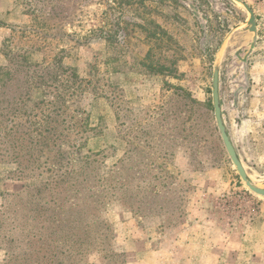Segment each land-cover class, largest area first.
I'll return each mask as SVG.
<instances>
[{
  "label": "rangeland",
  "instance_id": "1",
  "mask_svg": "<svg viewBox=\"0 0 264 264\" xmlns=\"http://www.w3.org/2000/svg\"><path fill=\"white\" fill-rule=\"evenodd\" d=\"M36 1L0 0V68L10 69L0 70V264H6V250L21 248L4 235H22L26 229L16 225L31 221V208L37 207L33 194H15L71 180L72 167L89 159L97 177L113 174L117 186L111 198L95 211L98 216L88 215L96 197L83 178H77L82 185L73 195L70 182L57 186L55 200L47 194L51 209L33 218L35 252L40 245H61L53 218L58 212L60 219L68 218L71 199H82V215L73 213L72 223H62L81 232L77 250L63 248L71 251L67 264H264V257L240 255L243 244L252 250L258 216L264 222V197L237 173L213 105L219 49L238 27L222 58L220 94L242 162L264 187V0H244L257 19L253 49L254 33L245 25L250 15L232 0ZM110 33L117 36V49L106 40ZM17 55L40 65L25 67L27 62L13 58ZM58 58L76 70L82 87L73 96L67 92L72 105L59 109V125L33 148L18 129L13 137L12 113L26 125L24 110L45 122L63 71L54 68ZM36 73L39 90L23 84ZM70 114L78 118L69 129ZM85 117L88 127L81 124ZM82 133L88 139L75 151L73 137Z\"/></svg>",
  "mask_w": 264,
  "mask_h": 264
},
{
  "label": "trees",
  "instance_id": "2",
  "mask_svg": "<svg viewBox=\"0 0 264 264\" xmlns=\"http://www.w3.org/2000/svg\"><path fill=\"white\" fill-rule=\"evenodd\" d=\"M44 0H37L36 2H42ZM129 3L130 0H122L121 3ZM139 3V2H138ZM27 6H29V10H36L35 7H33L32 4L26 3ZM31 5V6H30ZM115 33H110L107 37L106 40L108 41L109 45L112 46L114 49H117V45L115 44L118 40L116 39L117 36L114 35ZM121 50H123L121 48ZM15 57L18 59L17 61H25L26 66H33V65H40V63H29L28 58H24V57H20L19 56H14L13 58L15 59ZM19 63V65H22V63ZM140 64L142 66H145V63L143 61H140ZM54 68H62L63 71L59 74V76H61V79H57V81L59 82L58 85H56L57 87V91L56 93L53 95L55 99V101H51L52 106L54 105V111L49 112L47 119H45L43 121L39 120L36 121L33 119V115H37L34 114L31 111H26L24 110V113L28 116V125L24 124V123H19L16 120V116L14 115L16 114L15 111H13V117H11V130H13V128H16V130H14L13 133V137L16 138V131L17 129L19 131H21L20 135H23V139H27L29 140L31 146L33 148H35L37 146V144H40L41 142V136L44 135V137L46 139H49V135H47L48 133H51L52 130H54L55 128H57V126L59 125L60 121H59V109L61 107H64L65 109L67 108V111L69 109V107L72 105L71 103H68L69 101L67 99H65L66 95H68V91H70V95L73 96L74 94H76V92L78 90H80V87H82V84L77 85V81L80 78L78 73L76 72V70L70 66H66L64 64V61H62V58H58L56 59V62L54 64ZM161 68V66L159 67ZM0 70H10L8 67H1ZM158 72L161 69H156ZM33 72H37L36 69H33ZM8 75L10 77V79L16 80V77L14 76V72L8 71ZM38 74H31L30 77L26 78L23 81V84H29V87H31V89L36 88L37 90L40 89V85H38L39 83L36 82L34 80L35 77H37ZM39 79H41L39 82L41 84V82L44 80V78L42 76L38 77ZM43 79V80H42ZM1 80V79H0ZM3 86L4 83H1ZM73 90V91H72ZM72 91V92H71ZM50 92V91H49ZM51 94V92H50ZM28 96V95H27ZM58 98V99H57ZM42 102H45V99L41 100ZM70 105V106H69ZM75 112V111H73ZM37 117V116H36ZM78 117H76L75 115H71L70 114V118L67 119L68 120V128H73L75 127V122L74 119H77ZM87 120H89L88 117H85V120L81 119V124L85 125L88 127L87 124ZM1 123V121H0ZM84 132V131H83ZM86 132V131H85ZM53 135H55V133H53ZM85 133H82V135H75L73 137V141L74 144L71 147H74L75 151L80 150L81 146H84V142L86 141V139H88L86 137ZM58 138V137H57ZM74 152V151H72ZM90 158V157H88ZM92 161L89 160H83L77 167H72L70 175H71V180L69 179H60L59 181L54 182H46L43 183L41 186H39L36 190L33 189H29V190H24L22 192H19L18 194H15V197L18 196H24L27 194H33V200L32 203H34L37 207H32L31 209L34 210V214L35 216L33 217V214L31 215V221L29 222H20L18 225H16V227L20 226V227H24L26 229L22 230V235H19L18 238L13 239L8 235H4L5 237L10 238L11 241L16 242L19 241L20 242V249L16 250V251H9L6 250V254H7V258H6V264H67L65 262H67V257L68 254L71 251L68 250H64L63 248L65 246H68L71 249L77 250L80 246H81V232H76L79 228H71V227H67L62 223L68 222V223H72V218L74 217L73 213H76L78 215H82V199H78L76 202L72 201L73 199H71V204L67 209H68V213H69V217L65 218V219H60L58 214L56 217L57 218H53V222L57 223V225L53 226V230L55 235L59 234V239L57 240V244H61V245H57L54 246L53 249H50L48 246L46 247V245H40L39 249L37 252H35V246H34V242H35V235L34 237H31L32 235V227L34 225V220L36 221L41 214V210L42 209H46V210H50L51 207L48 206V197L47 194H49L52 198V200H55L53 193H54V189L59 186L62 183L65 182H70V191L71 194L72 192H79L80 191V185H82L77 178H83V181H85L84 183V188L86 189L87 187H89V192H92V197H96V199L91 200L90 204L93 207L92 211H90V213H87L88 215H96L95 211H100V209L98 207L101 208V206L105 205V199L106 198H111V189L116 188V181L115 183L113 182V174L109 173L106 176H103L100 174L99 177H97V171L92 168L91 166ZM90 173H96L95 175L91 176ZM89 177H92L91 179H89ZM74 180V181H73ZM123 181V182H122ZM120 183H128L125 179H121ZM54 185V186H51ZM49 187V190H48ZM46 193V194H44ZM73 195V194H72ZM112 196H117V192L113 193ZM103 203H100V200H103ZM119 200H122V202H124V204H133V199L131 197H128V195H119ZM69 202L66 201L65 205ZM83 202V201H82ZM31 203V205L33 206V204ZM131 207V205H130ZM138 211L140 213H143L142 209H140V205L137 207ZM145 214V213H144ZM27 215V214H26ZM24 215L23 217L26 218ZM98 216V215H96ZM100 220V219H99ZM98 221V223H102L105 227V230H109V226L108 224H106V222L104 220H101V222ZM105 239H107L108 237V233L103 235ZM17 240V241H16ZM70 242V243H69ZM78 246V247H74ZM71 246V247H70ZM58 247H61V250L58 249ZM89 247V246H86ZM43 252L44 255H42V258H40V253ZM112 257H117L119 255H117L115 252H111L110 253ZM49 255V256H47ZM70 256H73V254H70ZM61 258V259H59ZM59 259V260H58ZM110 264V263H107Z\"/></svg>",
  "mask_w": 264,
  "mask_h": 264
},
{
  "label": "water",
  "instance_id": "3",
  "mask_svg": "<svg viewBox=\"0 0 264 264\" xmlns=\"http://www.w3.org/2000/svg\"><path fill=\"white\" fill-rule=\"evenodd\" d=\"M236 3H239L242 5L249 13V19L246 20L245 25L248 26V30L254 33V38L251 43V49L254 48L256 44V38H257V19L254 12V9L244 0H232ZM238 28V27H237ZM233 29L230 31V33L226 36L224 41L222 42L220 46V57L217 59L215 66H214V72H213V105H214V113L217 121V126L222 138V141L224 143V146L226 148V151L234 165V167L237 170V173L239 174L242 182L244 185L254 194L264 197V187H261L253 182L251 179L249 173L247 172L242 159L240 157V154L234 144V141L232 139V136L230 134L229 128L226 124L225 117H224V110H223V100L221 98L220 94V70H221V62L222 58L224 56L226 46L228 43V40L230 36L233 34V32L237 29ZM250 52V51H249Z\"/></svg>",
  "mask_w": 264,
  "mask_h": 264
},
{
  "label": "crops",
  "instance_id": "4",
  "mask_svg": "<svg viewBox=\"0 0 264 264\" xmlns=\"http://www.w3.org/2000/svg\"><path fill=\"white\" fill-rule=\"evenodd\" d=\"M255 229L253 234H255V236H252L253 238L251 239V244L249 245L250 247H252V250L247 252V247L245 248L246 244L242 245V252H240V255L242 253L241 256H250V258L253 260L254 258L256 260L262 259L264 257V222L262 221L261 217L258 216V218L256 219V223H255ZM252 234V235H253ZM241 241L242 243L244 241H246V236H242L241 237ZM260 239V240H259ZM255 241V242H254ZM210 246H213L212 243H208Z\"/></svg>",
  "mask_w": 264,
  "mask_h": 264
}]
</instances>
